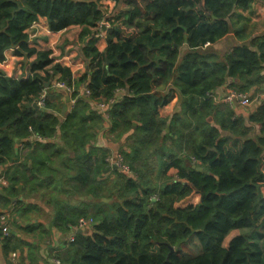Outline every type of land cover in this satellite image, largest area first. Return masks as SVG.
I'll use <instances>...</instances> for the list:
<instances>
[{
	"label": "trees",
	"instance_id": "16d2710c",
	"mask_svg": "<svg viewBox=\"0 0 264 264\" xmlns=\"http://www.w3.org/2000/svg\"><path fill=\"white\" fill-rule=\"evenodd\" d=\"M101 1L0 0V62L10 48L36 56L27 80L0 73V166L16 162L0 195L3 207L26 189H45L52 228L69 234L91 216L93 227L58 252L61 264H264V101L245 118L209 96L225 85L241 93L264 88V33L247 39L235 30L240 43L231 52L214 49L234 31L237 9L264 0H116L133 6L122 25L137 31L113 28L104 52L92 31L105 19ZM39 17L52 31L79 25L82 37L91 36L82 49L88 73L78 82L70 69L53 65L50 51L28 47L26 31ZM58 74L76 85L78 98L63 122L34 105ZM81 84L89 96L79 95ZM120 90L125 94L108 117L92 105ZM176 93L181 109L160 117ZM106 123L116 142L125 140L119 154L132 174H105L110 152L97 137ZM34 136L43 141L29 142ZM18 141L30 150L20 163ZM151 150L162 184L148 174ZM172 169L176 177L168 176ZM193 193L198 204L177 206ZM32 207L23 206L20 218ZM21 229L41 243L52 234L30 220ZM0 246L5 256L27 249L31 262L46 259L16 230L0 231Z\"/></svg>",
	"mask_w": 264,
	"mask_h": 264
},
{
	"label": "crops",
	"instance_id": "0c3cea01",
	"mask_svg": "<svg viewBox=\"0 0 264 264\" xmlns=\"http://www.w3.org/2000/svg\"><path fill=\"white\" fill-rule=\"evenodd\" d=\"M100 3L102 9L105 11V19L102 21L105 23V25L103 27H100L99 25L97 28L95 29L93 28L92 31L99 33L97 36L95 46L100 52H104L108 46V41H107L108 36H110L111 30L113 28L121 26L122 29H124L128 33L131 32L129 30L132 29L127 28L125 25H122V23L127 18L128 12L133 8V6L132 5L130 6V4L126 2L118 3L116 0H102ZM39 18H41L42 22L44 23V25L47 26L50 32H47L45 30L40 32L39 36L31 40L29 44L27 42L28 47L32 49H36L37 51H50L51 52L50 58L53 60V65L61 64L63 67H67L68 69H70L72 73V78L73 79L75 78L74 79L75 82H78L79 79L82 78V76H84V71L88 69L86 60L82 55V49L84 48L85 45H88V40L89 38H91V36L87 34L86 36L82 37L83 27L79 25H72L58 32L52 31L50 29L48 19L45 17H39ZM233 22L235 24L234 31L225 39L214 45V49L221 56H225L227 53L231 52L233 48L240 43L239 38H237L235 34L236 31L244 34V36L247 39H251L255 36L264 33V4L260 1H257L249 10L237 9L236 13L233 16ZM27 30L28 32H30L29 29ZM35 59L36 56H32L30 58L26 56H18L16 54V49L10 48L5 52V60L2 63L0 62V73L6 75L9 78H14L17 80H27L30 77H32L30 68L32 63L35 61ZM60 77L61 75L58 74L54 79H58ZM85 87H87L85 86V84L84 85L81 84L79 86L78 91L80 96L82 95L87 96L84 93ZM46 91L48 96V102L51 105L50 108L48 109L47 107L46 108L37 107V108H39V110L41 109L43 111L56 115L60 120V122H63L65 120V117L72 111V109L76 105L78 98H74L72 93H68L66 90L56 89L52 85L50 87H46ZM231 91L228 90V87L225 85L224 87L220 88L217 91L216 95L225 97ZM246 93L252 95V97L255 98L256 95L258 96L263 95L264 88H262L261 91L252 90L251 92H246ZM123 94H125L124 91L122 90L117 91L115 97L117 99H121L122 96H124ZM180 100H181L180 95L176 93V95L169 104L159 108L158 111L160 117L170 118L175 113H177L181 109ZM259 103L260 102L254 101V103L251 106L245 108H237L235 109L234 112L238 116H244L245 118H247L252 112L256 111ZM22 104L27 105L29 104V102L27 100H24ZM217 104L227 105L226 103H217ZM92 105L94 106V108L97 107V104L95 102H93ZM166 112L167 115H164V113ZM57 134L58 137L60 135V131ZM111 137L113 136L109 133V124L106 123L104 129L98 134L97 145L108 149L110 152L109 156L116 157L117 155H119V150L124 147L125 140L122 139L120 142H116L115 140L113 141ZM37 140L43 141L41 137L34 136L32 139H30L29 142L34 143ZM26 143L28 142L18 141L17 151L18 154H20L19 163L21 161H24V159L27 157V155L30 152V150L25 147ZM15 164L16 162H11L6 165L0 166V176H3L7 179L6 177L7 171L10 169V167H12ZM113 170L115 169L113 168ZM263 171H264V166H263ZM176 174L177 171L174 169L168 172V175H171L173 177H176ZM19 188H21V186H19ZM4 190L0 192V195L4 193ZM27 192L28 189L24 190L17 197L12 198V203L15 205L18 204L17 214H15L16 219L14 221V225L17 227L24 228V226L26 225V220H30L32 224H40L44 226L46 230L51 231L52 236L57 238V233L59 234V231L51 227V222L53 220L54 212L51 206L48 204L49 192L48 191L46 192L45 189H41V191L39 192L37 191L32 194H28ZM262 193L264 195V185L262 186ZM192 196H195L194 201L196 202L188 203V204H193V205L198 204L200 201V195L193 193ZM27 205L34 207L29 208L27 217L25 216L24 218H20L18 212L22 210L23 206H27ZM7 210L8 208L7 209L4 208L2 203L0 202V215L8 213ZM236 232L237 231L231 232L225 238L223 243L224 247L229 246L231 239L234 237L232 236V234ZM17 233L25 241L39 245V247H41V250L45 252V245L44 243L37 241L36 234H28L27 232L25 233L17 232ZM19 253H20V257H19L20 263L25 264L26 261H30L28 257L27 249H25L24 252L22 253L19 251ZM21 259H23V262H21ZM47 261H49L50 264H52L51 259ZM39 262L45 263L44 260H40ZM0 264H13V262L10 259V255L5 256L3 254L1 250V246H0Z\"/></svg>",
	"mask_w": 264,
	"mask_h": 264
},
{
	"label": "built area",
	"instance_id": "2783aa9c",
	"mask_svg": "<svg viewBox=\"0 0 264 264\" xmlns=\"http://www.w3.org/2000/svg\"><path fill=\"white\" fill-rule=\"evenodd\" d=\"M100 27H103L105 25L104 22H101ZM30 32H28L27 30V35H28V44L31 42V40H33L34 38L39 36V33L42 32L43 30L50 32V30L47 28L46 25H44V23L42 22L41 18H38L37 20H35L31 26L29 27ZM75 79V78H74ZM73 79V81H75ZM54 88L56 89H61V90H66L68 93H74L75 91V84H73L72 86H68L65 82L59 80L58 79H54L51 83H50ZM86 94H89V91H86ZM210 98L213 99V101H215V103H226L232 110L235 111V109L237 108H245V107H249L251 106L254 101L255 102H260V101H264V93L262 96H258L256 98L252 97V95L248 94V93H241V92H237V91H231L230 93H228L225 97L222 96H217L215 93H212L209 95ZM48 100V96H47V91L45 90L41 96L36 100L37 101V107L39 108H46V102ZM116 101H110V100H106L103 101L102 103H100L101 105L98 107L106 117H108L106 111L110 108L111 105H113ZM108 162L114 167L115 164H117L119 167L122 166L123 163V158L121 156H116L113 157L112 159H109ZM124 168L126 169L124 174L128 175L131 174L130 170L128 169L127 166H124ZM7 187V180L5 179V177L0 176V190L4 189ZM154 200L158 199V197H153ZM7 217L8 215L6 214H2L0 215V228H2V230L4 231V233L6 234L7 232V227H6V223H7ZM94 225V220L91 218H82L79 220L78 224L74 227H72L71 229V233H69V235L66 237L67 243L70 244L72 242L75 241L76 238V233H80V231L86 232L88 230H90ZM19 257H20V253L19 251L17 252H13L10 254V259L13 262V264H22L19 262ZM25 264H42V263H33V262H29L26 261ZM52 264H61V261L57 260V259H53L52 260Z\"/></svg>",
	"mask_w": 264,
	"mask_h": 264
},
{
	"label": "rangeland",
	"instance_id": "374dc122",
	"mask_svg": "<svg viewBox=\"0 0 264 264\" xmlns=\"http://www.w3.org/2000/svg\"><path fill=\"white\" fill-rule=\"evenodd\" d=\"M136 31H137V29H135ZM135 30H129V31H133V32H135ZM127 34H128V32L127 31H125ZM130 32V33H131ZM87 69V68H86ZM86 73H88V70H86V71H84V75L86 74ZM83 77V76H82ZM84 85V84H83ZM167 88V86L166 87H164V89H166ZM86 91H87V87H85V90H84V93L86 94ZM87 96H89V94H86ZM256 97H258V95H256L255 96V98ZM116 97H113L110 101H116ZM103 101H106V99H103ZM100 103H102V102H100ZM100 103H96L97 104V107H99L101 104ZM180 104H181V100H180ZM99 105V106H98ZM96 109H98L99 111H101L99 108H96ZM164 115H167V112L166 113H164ZM112 135V134H111ZM113 137H111V139L114 141L115 140V137H114V135H112ZM121 140H119L118 142H120ZM167 143L168 144H171V141L169 140V141H167ZM150 155H151V158H150V164L154 167V170H149V172H148V174L149 175H151V176H153V178H154V180H155V182H157L158 184H162L166 179L165 178H163V176H161V175H159V170H157V168H158V164H157V160H156V158H155V156L154 157H152V155H153V151L151 150V151H149L148 152ZM117 156H121L120 154L119 155H117ZM122 157V156H121ZM113 158V156H109V157H107V159H106V162H107V164H108V167H113L109 162H108V160L109 159H112ZM123 158V157H122ZM124 166H127L128 167V169L130 170V172H131V174H132V170H131V168L128 166V164H126L125 162H124V159H123V163H122V166L121 167H119L117 164H115V166L113 167V168H117V170H119L120 171V173H124L125 172V168H124ZM151 168V167H150ZM126 175V174H125ZM113 176L114 175H111V178L113 179ZM168 176H170V177H173V176H171V175H168ZM6 179V178H5ZM7 180V179H6ZM9 184H8V181H7V186H8ZM7 188V187H6ZM18 188H19V186H18ZM5 189V188H4ZM4 189H2V190H4ZM2 190H0V192L2 191ZM154 197H156V195L154 196ZM195 200V196H191V198H189L188 200H185V201H183V202H180V203H178V205L177 206H187V205H189L188 203H195L196 201H194ZM17 209H18V205H15V204H13V206L11 205L10 207H8V213H6L7 215H8V217H7V223H6V227H7V232H6V234L4 233V231L2 230V228H0V230L2 231V233L3 234H5V235H8V234H10V232L12 231V230H16L17 232H19V233H25L22 229H21V227H17V226H15L14 225V221H15V219H16V215L15 214H17ZM90 218H91V216H90ZM48 219V218H47ZM91 219H93V218H91ZM95 221V220H94ZM21 225V224H20ZM69 233H71V231L69 232ZM238 234V232H236V233H234V234H232V236H235V235H237ZM69 234L67 233V234H64L63 232H60L59 231V234L57 233V238H55L54 236H50V238H45L44 240H43V242L42 243H44V245H45V256H46V259H44V262L45 263H43L42 262V264H50V262L49 261H47V260H53V259H57V260H59V258L57 257V255H58V252L59 251H61V250H63L64 248H65V245L67 244V240H66V237L68 236ZM231 236V237H232ZM60 261V260H59ZM29 262H31V261H29ZM33 263H35V262H33ZM36 263H39V262H36Z\"/></svg>",
	"mask_w": 264,
	"mask_h": 264
},
{
	"label": "water",
	"instance_id": "95a60500",
	"mask_svg": "<svg viewBox=\"0 0 264 264\" xmlns=\"http://www.w3.org/2000/svg\"><path fill=\"white\" fill-rule=\"evenodd\" d=\"M13 1H16V0H13ZM21 8H19V10H20ZM15 13H16V11L13 13V15H15ZM51 86V84L50 83H48L47 85H46V87H50ZM34 105L35 106H37V101H35L34 102ZM6 136V135H5ZM194 168H196V166H194ZM114 169H117L116 167L114 168ZM198 171H200V172H203V168H196ZM113 170V168L112 167H110V168H108L106 171H105V174H108L109 172H111ZM80 233H82V231H80ZM174 251V249H172V252Z\"/></svg>",
	"mask_w": 264,
	"mask_h": 264
}]
</instances>
